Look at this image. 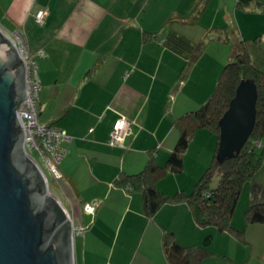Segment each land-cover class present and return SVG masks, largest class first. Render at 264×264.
<instances>
[{"label":"crops","instance_id":"obj_1","mask_svg":"<svg viewBox=\"0 0 264 264\" xmlns=\"http://www.w3.org/2000/svg\"><path fill=\"white\" fill-rule=\"evenodd\" d=\"M197 5L196 21H183ZM41 8L46 16L37 24L34 13ZM213 26L223 27L227 42L212 39L184 73L188 48L169 46V33L193 46ZM262 27L264 0H0V30L22 31L37 64L38 121L70 137L58 164L61 177L51 176V194L71 224L84 227L72 236L73 264H169L161 247L165 230L183 246L210 235V254L201 264H242L245 258L264 264V223H245L246 184L230 220L243 231L239 237L198 225L185 202L165 203L147 217L141 193L115 181L140 171L151 155L166 161L178 137L174 118L206 101L242 40L264 71V51L251 41ZM120 117L128 120L127 130L111 146L109 132ZM215 147L214 135L197 129L182 170L165 174L157 188L189 192ZM255 177L264 184V159ZM96 199L94 215L85 214L83 202Z\"/></svg>","mask_w":264,"mask_h":264},{"label":"trees","instance_id":"obj_2","mask_svg":"<svg viewBox=\"0 0 264 264\" xmlns=\"http://www.w3.org/2000/svg\"><path fill=\"white\" fill-rule=\"evenodd\" d=\"M199 12L197 5L183 21L193 23ZM171 21L172 19L169 20ZM169 34L166 41L169 46L174 49L188 48L184 73L212 39L227 42V36L221 26L207 29L204 37L193 46L184 38ZM245 42L241 41L240 49L233 59L221 69L215 87L206 101L197 109L174 118L178 137L166 161L159 164L151 155L140 171L133 174L124 173L116 178L118 184L141 193V206L147 217H152L165 203L185 202L192 210L198 225L214 227L219 231L227 230L241 237L243 231L235 229L230 220L241 190L246 184L249 190V203L244 212L245 223H264V184L255 177L264 159V71L251 61ZM242 79H253L257 88L254 126L240 151L218 163L216 161L218 121ZM199 128H206L216 138V147L210 164L189 192L177 191L166 194L160 191L156 185L157 181L167 173H178L182 170L183 155ZM215 177L217 181L213 187L211 182ZM48 202L53 205L57 219L62 221L64 214L61 207L51 200ZM209 241L210 235H207L201 244L183 246L177 242L172 232L165 230L161 238V247L169 264H201V260L210 254L206 248Z\"/></svg>","mask_w":264,"mask_h":264},{"label":"water","instance_id":"obj_3","mask_svg":"<svg viewBox=\"0 0 264 264\" xmlns=\"http://www.w3.org/2000/svg\"><path fill=\"white\" fill-rule=\"evenodd\" d=\"M24 97L23 64L0 30V264H73L71 222L22 148L18 112L30 113ZM256 98L253 79L240 80L218 121V163L237 154L249 138ZM48 200L61 207L62 221Z\"/></svg>","mask_w":264,"mask_h":264},{"label":"built area","instance_id":"obj_4","mask_svg":"<svg viewBox=\"0 0 264 264\" xmlns=\"http://www.w3.org/2000/svg\"><path fill=\"white\" fill-rule=\"evenodd\" d=\"M46 16L45 9H38L34 13V20L37 24H43ZM12 41L17 56L23 64L24 70V88L26 106L30 113L27 111H19L20 124L24 132V139L22 141V148L24 153L37 165L39 170L44 174L41 166L36 162L33 154H37L42 163L47 167L51 176L55 179L61 177L58 169L60 160L66 153L63 143L70 140L64 130L41 123L37 119L38 112V93L40 90V81L38 77L37 64L30 53L26 39L22 31L15 29L11 34L7 35ZM38 56H43V51L37 52ZM128 120L124 117L118 118L112 125L109 132L107 143L111 146L119 145L124 133L127 130ZM99 200H92L83 202L82 211L88 215H94ZM72 225L71 234L81 235L84 231L82 225Z\"/></svg>","mask_w":264,"mask_h":264},{"label":"rangeland","instance_id":"obj_5","mask_svg":"<svg viewBox=\"0 0 264 264\" xmlns=\"http://www.w3.org/2000/svg\"><path fill=\"white\" fill-rule=\"evenodd\" d=\"M258 31H261L258 35L259 36H257V37H254V36H252V37H254V38H252V40L251 41H254V48H255V50L256 51H264V27H262V28H260ZM204 37V36H203ZM255 39V40H254ZM249 41V40H248ZM247 41V42H248ZM246 43V42H245ZM262 68L264 69V64L262 65ZM34 155V157H35V159H36V162L41 166V168H42V170H43V172H44V175H45V177H46V179H47V181H48V183H49V192L50 193H53L54 194V188H53V182H52V177H51V174H50V172L48 171V169H47V167L42 163V161H41V159H40V157L37 155V154H33ZM179 173V172H178ZM183 176V175H182ZM216 181H217V178L215 177V178H213V180H212V182H211V186H215V184H216ZM191 187H193V186H191ZM192 188H190V190H191ZM189 190V191H190ZM184 192V191H183ZM59 202H60V200H59ZM247 258H245V260H246ZM254 259H255V257H252V259H250V261H251V263H254L255 261H254ZM244 260V262H242V264H245V261ZM246 264H247V262H246Z\"/></svg>","mask_w":264,"mask_h":264}]
</instances>
